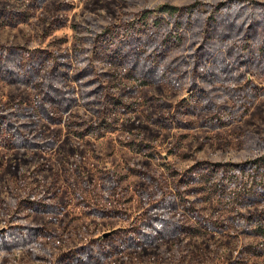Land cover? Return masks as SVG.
<instances>
[{"label":"rangeland","instance_id":"rangeland-1","mask_svg":"<svg viewBox=\"0 0 264 264\" xmlns=\"http://www.w3.org/2000/svg\"><path fill=\"white\" fill-rule=\"evenodd\" d=\"M194 1L205 10L201 21L227 0H0V46L51 56L31 83L0 75V233H37L25 245H0V264H264V252L246 248L260 238L237 224L173 232L196 223L187 210L219 219L236 214L231 191L248 179L220 198L218 183L207 178L217 163L264 150V76L255 68L253 76L243 69L241 78L239 69L222 74L202 100L214 107L198 110L184 78L141 84L108 63L106 51H95L100 32L132 23L144 8ZM237 1L221 18H237L243 28L241 2L248 0ZM247 31L263 45V23ZM176 57L173 67L182 53ZM30 58L22 64L39 61ZM159 116L182 126L161 125ZM22 139L36 145H19ZM263 208L264 200L240 211ZM73 253L88 260L76 263Z\"/></svg>","mask_w":264,"mask_h":264},{"label":"trees","instance_id":"trees-1","mask_svg":"<svg viewBox=\"0 0 264 264\" xmlns=\"http://www.w3.org/2000/svg\"><path fill=\"white\" fill-rule=\"evenodd\" d=\"M236 1L227 0L215 4L212 12L201 21L198 19L199 14L205 10L199 1L186 5L166 2L156 7L144 8L140 13H137L132 23L122 27L117 26L116 29L105 33L100 32L101 40H99V44L97 43L95 51L98 53L106 51L110 55L108 63L121 67L127 77L140 79L141 84L166 78L168 81L173 78L175 80L184 78L189 82L188 88L195 91L191 97L198 102L197 109L213 108L214 105L204 106L202 100L207 95L206 85L223 81L222 74L231 75L232 72L239 69V74H241L239 78H241L244 74L240 73V70L243 69L244 73L248 72L249 76H253L252 71L255 68L264 76V39L262 40L263 45H255L252 39L253 34L249 35L250 32L247 31L248 26L256 28L258 23L264 24V1L241 2L244 4L242 8L248 16L243 28L236 25L237 18L236 20L221 18L223 15L220 11L231 7ZM223 22H232V25L223 27ZM230 33H234L235 38L227 47L228 39L231 37ZM20 48L14 45L0 46V75L13 81L22 80L31 83L37 70L43 69L51 56L47 54L46 50H43L42 53H35L36 49H31L28 53H22ZM176 52H181L183 59L181 57L179 62L182 63L178 62L177 66L173 67L178 58H175ZM13 53L15 56L12 55ZM30 56L39 61L27 65L22 64V58L26 60ZM14 57L16 60L20 59L15 65L12 63L15 60ZM181 65V69L178 70ZM142 68L143 70H141ZM31 69L34 72L33 76L28 75ZM84 70L82 69L78 75H84ZM75 76L79 77L76 74ZM51 87H56V85L51 83V86L46 87L42 100L49 99L52 93ZM188 113L194 114L196 111H188ZM155 121L169 127L182 126V121L175 119L174 116H159L155 118ZM7 136H9V143L13 145L15 131ZM28 144L23 139L19 143V145ZM29 145H36V143L33 142ZM209 171L210 177L207 180L213 179L218 183L213 193H217L220 198L227 195L226 191L238 179L241 177L248 179L237 189L231 191L236 204V214L234 213L236 216L231 214L224 219H219L215 216L199 215L195 210H187L196 223L174 225L176 228L173 232L183 231V228L186 227H190L192 230L223 232L230 223H234L240 226L241 233L260 238L257 242L248 243L247 250L254 253L264 252V208L251 212L240 211L243 206L264 200V150L244 160L217 163ZM36 234L33 227H28L19 233L1 232L0 245L3 247L25 245ZM129 242H131L130 244H143L134 237H130ZM87 251L90 255H85V257H90V260L95 258L92 249L88 248ZM85 257L80 253L72 254L76 263L88 260Z\"/></svg>","mask_w":264,"mask_h":264}]
</instances>
